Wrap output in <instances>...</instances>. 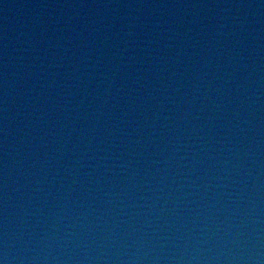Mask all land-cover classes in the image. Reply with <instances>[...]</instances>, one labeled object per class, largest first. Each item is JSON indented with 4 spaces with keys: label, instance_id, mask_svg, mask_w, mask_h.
I'll return each mask as SVG.
<instances>
[{
    "label": "water",
    "instance_id": "95a60500",
    "mask_svg": "<svg viewBox=\"0 0 264 264\" xmlns=\"http://www.w3.org/2000/svg\"><path fill=\"white\" fill-rule=\"evenodd\" d=\"M0 264H264V0H0Z\"/></svg>",
    "mask_w": 264,
    "mask_h": 264
}]
</instances>
